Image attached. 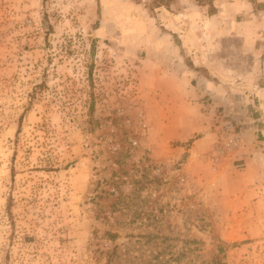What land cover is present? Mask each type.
Returning a JSON list of instances; mask_svg holds the SVG:
<instances>
[{"label": "rangeland", "instance_id": "obj_1", "mask_svg": "<svg viewBox=\"0 0 264 264\" xmlns=\"http://www.w3.org/2000/svg\"><path fill=\"white\" fill-rule=\"evenodd\" d=\"M177 64L226 104L178 99L204 84ZM239 89L264 90V0H0V264H264Z\"/></svg>", "mask_w": 264, "mask_h": 264}, {"label": "crops", "instance_id": "obj_2", "mask_svg": "<svg viewBox=\"0 0 264 264\" xmlns=\"http://www.w3.org/2000/svg\"><path fill=\"white\" fill-rule=\"evenodd\" d=\"M173 60V59H171ZM175 61V60H173ZM180 65V69H183V71L185 72L186 76L189 75L190 78H197V82L198 84H204V86H200L199 88L194 87L193 89H173L175 90V95L177 96L178 99H181L182 96L185 97L187 96V94H192V96H194L195 98H199L200 96H203L204 94H209L211 96L217 97L218 98V103L220 105H225L226 104V94H228V89L223 87L222 81L220 84L216 85V82L213 80H209V78L200 70V71H196L195 69H190V68H184V65L181 64H177ZM178 67V66H177ZM241 66L239 65V68ZM179 69V68H178ZM180 70H178V72L176 73H172L171 77H177L179 79V81H181L182 78H180V76H178ZM198 72L200 75H198ZM174 78V79H175ZM221 79V77H220ZM183 81H187V78L185 77L184 79H182ZM207 81V82H206ZM166 93V91H164ZM174 92V91H173ZM184 93V95H183ZM243 93L244 97L248 98V96H263L264 95V90L263 89H239V94ZM254 97V98H255ZM246 98V99H247ZM244 105L243 103H239V109H241V106ZM226 107V106H224ZM246 108V107H245ZM245 109L241 110L242 112ZM245 118V117H244ZM250 117L246 116V119L242 120V127L245 130L246 134L251 133V128L250 126L253 124L251 123V121H254V119L250 118ZM244 133V134H245Z\"/></svg>", "mask_w": 264, "mask_h": 264}]
</instances>
